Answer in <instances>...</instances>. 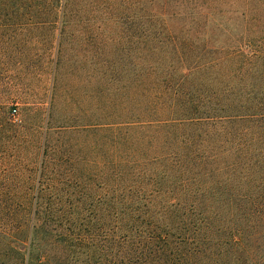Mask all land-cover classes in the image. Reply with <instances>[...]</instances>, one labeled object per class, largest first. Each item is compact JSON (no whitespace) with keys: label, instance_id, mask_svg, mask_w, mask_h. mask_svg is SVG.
<instances>
[{"label":"trees","instance_id":"obj_1","mask_svg":"<svg viewBox=\"0 0 264 264\" xmlns=\"http://www.w3.org/2000/svg\"><path fill=\"white\" fill-rule=\"evenodd\" d=\"M79 50L80 121L11 113ZM0 264H264V0H0Z\"/></svg>","mask_w":264,"mask_h":264},{"label":"rangeland","instance_id":"obj_2","mask_svg":"<svg viewBox=\"0 0 264 264\" xmlns=\"http://www.w3.org/2000/svg\"><path fill=\"white\" fill-rule=\"evenodd\" d=\"M42 57L45 58L43 65L33 63L32 69H29V65L27 67L26 65L13 64L10 67L3 94L10 101L8 107L11 109V113L18 115L20 112L19 96L27 103H45L52 98L50 112L54 125L63 121L66 115H74L73 118L80 121V50L77 54L67 53L65 55V67L61 69L62 74L55 84L51 81V66L49 65L51 56L42 55ZM74 70L77 76L72 74ZM127 93V87H123L122 90H117L116 98L111 95V102L116 101V107L109 116L110 118L128 116ZM118 103L119 107H117ZM12 109H16V111L13 113ZM107 113L108 109L103 110L100 115Z\"/></svg>","mask_w":264,"mask_h":264},{"label":"built area","instance_id":"obj_3","mask_svg":"<svg viewBox=\"0 0 264 264\" xmlns=\"http://www.w3.org/2000/svg\"><path fill=\"white\" fill-rule=\"evenodd\" d=\"M16 111V109H12V112L14 113Z\"/></svg>","mask_w":264,"mask_h":264}]
</instances>
